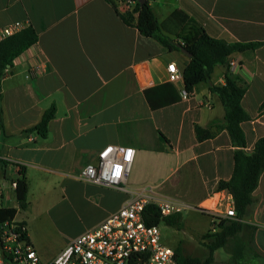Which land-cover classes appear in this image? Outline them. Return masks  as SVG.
Returning <instances> with one entry per match:
<instances>
[{
    "label": "crops",
    "instance_id": "0c3cea01",
    "mask_svg": "<svg viewBox=\"0 0 264 264\" xmlns=\"http://www.w3.org/2000/svg\"><path fill=\"white\" fill-rule=\"evenodd\" d=\"M146 1L158 22L178 9L212 38L258 44L229 57L237 61L230 74L246 87L241 106L250 120L241 128L249 152L264 137V0ZM16 22L29 23L38 38L0 81V206L16 208L14 220L24 224L40 260L50 262L144 187L181 203L183 210L208 216L206 232L217 231L206 209L221 208L223 193L215 187L230 178L235 147L223 127L222 105L209 87L224 85L228 68L215 66L208 81L182 98V78L170 82L166 66L174 63L181 72L189 57L168 52L125 25L105 0H0V28ZM163 96L176 99L151 109L147 99L157 102ZM50 106L54 117L43 138L30 128ZM195 126L209 130L211 137L198 141ZM107 145L134 150L123 190L76 178ZM20 167L27 183L24 210L18 209L10 187ZM6 180L8 185L1 184ZM89 189L116 204L87 230L45 243L40 231L48 223H66V205H79ZM20 211L24 215L17 218ZM240 222L239 238L251 254L237 264H264V169ZM219 250L214 263L225 264L229 256Z\"/></svg>",
    "mask_w": 264,
    "mask_h": 264
},
{
    "label": "trees",
    "instance_id": "16d2710c",
    "mask_svg": "<svg viewBox=\"0 0 264 264\" xmlns=\"http://www.w3.org/2000/svg\"><path fill=\"white\" fill-rule=\"evenodd\" d=\"M119 15L127 26H134L140 35L156 40L168 52L179 51L177 44L189 54V61L181 71L183 89L189 97L194 87L200 82L208 81L217 65L227 67L228 59L233 53H242L253 50L257 43H227L223 40L208 36L202 28L195 25L181 10L173 11L165 20L158 22L152 8L145 1L139 5L137 0L131 10L119 12L116 0H105ZM37 33L27 23L15 34L0 40V81L5 77L13 61L25 50L35 45ZM156 90V89H155ZM209 90L220 101L223 108L224 129L232 145L233 170L228 180H221L216 184L217 191H225L232 196L235 219H220L216 225L217 231H208L201 236L202 245L208 255L204 260L185 254L184 249L177 245L174 250V264H215L213 253L223 249L229 258L225 264H237L247 259L251 254L250 248L239 238L243 225L240 219L245 215L252 203V193L257 187L259 177L264 169V137L259 138L253 148L245 150L246 142L241 124L250 120L249 115L241 106V99L246 87L230 74L225 76L224 85H211ZM176 98L163 96L157 102L147 99L151 109L166 106ZM54 106H50L41 116L40 121L30 128L45 137L48 124L54 117ZM1 128V120H0ZM195 135L198 141L211 137V132L195 126ZM0 162H2L0 160ZM16 182L15 200L18 209L26 208L27 183L20 167ZM16 208L0 206V224L14 219ZM143 220L147 226H158L161 222L167 226L180 229L182 227L181 214L175 213L160 217L155 205L148 204L143 210ZM20 225L24 224L22 222ZM212 226L215 223L212 221ZM27 240L26 232L23 234ZM28 241V240H27Z\"/></svg>",
    "mask_w": 264,
    "mask_h": 264
},
{
    "label": "built area",
    "instance_id": "2783aa9c",
    "mask_svg": "<svg viewBox=\"0 0 264 264\" xmlns=\"http://www.w3.org/2000/svg\"><path fill=\"white\" fill-rule=\"evenodd\" d=\"M122 12L131 10L133 0H119ZM26 26L12 23L0 28V40ZM237 67V61L228 59V71ZM168 80L174 82L181 72L174 63L166 66ZM182 98H187L184 89ZM134 150L119 145L101 149L94 163L86 164L76 178L114 189L123 190L125 176L130 171ZM13 191L16 182L12 181ZM220 209L207 208L212 221L235 219L233 199L222 191ZM155 205L160 217L183 210V205L158 196L151 187L137 190L128 202L93 228L72 239L50 262L43 263L36 250L23 237L25 227L14 219L0 224V264H174V250L160 240L158 226H147L143 220L146 205Z\"/></svg>",
    "mask_w": 264,
    "mask_h": 264
},
{
    "label": "rangeland",
    "instance_id": "374dc122",
    "mask_svg": "<svg viewBox=\"0 0 264 264\" xmlns=\"http://www.w3.org/2000/svg\"><path fill=\"white\" fill-rule=\"evenodd\" d=\"M1 184L6 186L8 185V181H3ZM115 204L114 200H108L107 202L103 198H100L97 190L89 189L85 192V198L79 205L74 207L66 205L63 212V218L66 223L61 227L58 225L52 226V224L48 223L44 227V231H40L39 236L45 243L75 236L87 230L92 223L103 215L105 209L112 208ZM23 215L20 211L17 214V218ZM209 220L208 216H204L197 211L183 210L181 212L182 227L180 229L167 226L162 222L158 225L160 240L164 245L172 248H175L177 245L181 247L184 245L185 254L203 260L207 256V251L200 246L202 244L200 235L210 229L211 224ZM218 222L219 220L215 221V229ZM47 245L50 247L51 244ZM218 253L222 256L225 255L223 249H220Z\"/></svg>",
    "mask_w": 264,
    "mask_h": 264
},
{
    "label": "water",
    "instance_id": "95a60500",
    "mask_svg": "<svg viewBox=\"0 0 264 264\" xmlns=\"http://www.w3.org/2000/svg\"><path fill=\"white\" fill-rule=\"evenodd\" d=\"M146 0H137V3L139 5L143 4ZM177 47L179 49V51H181L182 53H184L187 57H190V54L185 50L183 49L182 47H180L178 44H177Z\"/></svg>",
    "mask_w": 264,
    "mask_h": 264
}]
</instances>
